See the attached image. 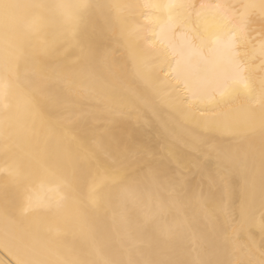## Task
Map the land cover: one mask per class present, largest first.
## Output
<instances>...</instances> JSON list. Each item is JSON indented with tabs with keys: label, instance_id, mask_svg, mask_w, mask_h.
<instances>
[{
	"label": "snow or ice",
	"instance_id": "snow-or-ice-1",
	"mask_svg": "<svg viewBox=\"0 0 264 264\" xmlns=\"http://www.w3.org/2000/svg\"><path fill=\"white\" fill-rule=\"evenodd\" d=\"M0 264H264V0H0Z\"/></svg>",
	"mask_w": 264,
	"mask_h": 264
}]
</instances>
